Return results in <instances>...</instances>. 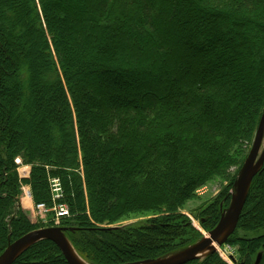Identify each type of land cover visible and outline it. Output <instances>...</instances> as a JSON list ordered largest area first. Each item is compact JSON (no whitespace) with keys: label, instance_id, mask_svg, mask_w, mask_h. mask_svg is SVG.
<instances>
[{"label":"trees","instance_id":"obj_1","mask_svg":"<svg viewBox=\"0 0 264 264\" xmlns=\"http://www.w3.org/2000/svg\"><path fill=\"white\" fill-rule=\"evenodd\" d=\"M9 2L0 0V255L36 230L16 226L17 156L31 165L34 202L51 206L48 181L59 178L60 203L75 225L58 227L92 264L138 262L174 250L188 234L176 209L236 157L238 139H252L262 112L264 0ZM8 52H16V60L9 62ZM37 56L44 72L34 63ZM73 64L83 72H72ZM125 64L117 73L106 68L122 79L119 88L94 81L87 90L78 85L91 66ZM46 89L57 107L53 134L68 152L49 145L42 116L32 131L20 117L34 111ZM141 212L158 217L146 228L103 226ZM241 223L249 232L264 228V165L250 184L236 229ZM258 254L262 264L263 252L254 261ZM12 264L68 263L53 242L42 240ZM186 264L221 263L212 253Z\"/></svg>","mask_w":264,"mask_h":264},{"label":"rangeland","instance_id":"obj_2","mask_svg":"<svg viewBox=\"0 0 264 264\" xmlns=\"http://www.w3.org/2000/svg\"><path fill=\"white\" fill-rule=\"evenodd\" d=\"M15 1L16 0H11L9 4L12 2L15 3ZM80 1H85V0H80ZM32 32L35 33L34 30ZM255 36H256L255 34L251 35V38L253 39L257 38V36L256 37ZM21 43H22L21 46L24 49L29 50L31 45L27 39H23ZM17 55L18 54L16 52L13 53L8 52L7 58L9 62L16 60ZM34 63L41 72H44L46 70L45 69L46 65L44 64V61L40 56L34 58ZM25 66L26 65L24 64V62H22L21 67L23 69H26ZM126 66H127L126 64L123 67L121 66L116 67L113 65L110 67L98 66V65L91 66L84 73L85 76L84 75L82 76L81 81L78 83V85L80 88L87 90L88 87H90L91 82L94 81L96 84L99 85L108 83L111 86H114L115 88H119L120 85H122L120 84L121 81L119 80L122 79L117 78L114 74L112 75L106 72V68H112L113 70H116L117 73V71L121 72L120 70L125 71ZM28 69H30L29 66ZM71 71L75 73L78 72L80 73L81 69L78 65L73 64L71 67ZM140 76L146 77L147 75L145 73L144 74L141 73ZM71 83L73 84V82ZM9 86H11V82L10 85H8V87ZM12 87H13V91H12L13 93L15 89V85H12ZM46 88L48 87L46 86ZM27 93H29V90L25 91L24 89V94L26 97H27ZM19 100L21 102L22 99L20 98ZM23 105H25V101H23ZM54 105L55 108L54 106L52 107L51 96L48 94V89H46L44 90L40 100L37 101L34 111L29 112V114H23L20 117L25 118L24 121L26 124H28L27 130L32 131L36 129V125H37L36 120L42 116L47 124V134L51 138L49 145H51L52 147L54 146L55 150H59L65 147L66 152H68L69 150L68 144L66 142L60 143L57 136L53 134V130L56 123H55V119L51 117L53 116V113H55L57 109L56 101L54 102ZM262 112L260 114V117L262 115ZM60 117L62 118V120H64L63 115L62 116L60 115ZM27 120H29L30 123H27ZM256 128L254 130V134ZM24 130L25 129L22 125L17 126V131L22 135H25ZM39 131L41 132V130ZM38 134L35 136L34 141L37 146H41L43 144V140H41ZM254 134L252 136V139L250 138V136L249 139H245V138L238 139L237 141L238 143H236L233 148V153L236 154V157L234 155L232 157L231 162L225 167V169L222 172H219L207 184L198 188L193 194L194 195L193 199H191L190 201H186L183 205L178 206L175 215L179 217L180 225L186 229L188 234L185 235L183 238L176 240L175 244L172 245V247H174V250L173 249L172 251L169 250L165 254H162L161 256H158L155 259L168 257L182 250H185L186 248L191 247L192 245L199 242L202 238L207 237L208 233H210L213 230V228L217 225L221 215L225 214L230 207L231 198L235 193V183L238 179L241 167L243 165L242 164L240 167L239 161L241 158L244 157L245 154H246L245 159L247 158L252 146ZM263 144H264V131L262 134L260 150L262 149ZM12 164L14 165L13 172L15 173L16 176L14 178L16 185L15 191L17 192V196L19 199V207L21 211V220L16 224V226L20 224L22 226L21 230L25 229L29 231L30 229L38 230L37 228L42 229V228H47L49 226H59L63 223H67L69 225H75L71 214L68 213L69 215L64 218H60L56 214V208L60 206L66 207L65 204L60 203V200L63 199V192L58 177L56 176L51 177L48 181L49 184L48 190L51 197V206H47L44 203H36L33 200L32 188L30 184L31 165L25 164L20 156L15 157L14 160L12 161ZM212 210H215L214 214L212 213ZM217 215L219 216L217 223L211 230H208L211 224H213ZM157 217L158 216L155 213L141 212L140 214L130 215L126 218H122L116 222H113L110 225H103V226L113 227L123 230H128L140 226L146 228L149 227L150 225H153L156 220L155 218ZM235 229L233 231L234 233L232 232V234L228 236L224 244H222L219 248L215 249L214 251L211 252L209 251L204 255H200L199 258L196 259V262L201 263L210 254L213 253L215 254V258L218 259V261L221 264H249L250 262L251 264H253L256 252H263L262 264H264V228H260L257 231L249 232L245 229L244 225L241 223L239 224L238 228L236 230ZM81 238L84 239V237ZM246 247H250V249H248V253L246 252L245 254H243L246 251ZM72 249L74 250L73 247ZM74 253L84 263L92 264L91 263L92 261L89 258H86L83 252L77 254V252L75 251ZM139 256H150V255L141 254Z\"/></svg>","mask_w":264,"mask_h":264},{"label":"water","instance_id":"obj_3","mask_svg":"<svg viewBox=\"0 0 264 264\" xmlns=\"http://www.w3.org/2000/svg\"><path fill=\"white\" fill-rule=\"evenodd\" d=\"M263 131L264 109L254 134L250 152L241 167L240 174L235 183V193L231 198L230 207L225 214L221 215L217 225L208 233L207 237L202 238L191 247L168 257L124 264H186L198 259L206 250L208 252L214 251L215 249H210L213 242H216L218 247L224 244L237 225L248 189L254 176L260 171L264 164V144L260 150ZM42 240H50L53 242L68 264H86L76 257L75 251L72 249L62 230L58 227L34 230L16 239L14 242L9 243L4 252L0 255V264H12L29 247ZM259 260L260 254L257 255L253 264H258Z\"/></svg>","mask_w":264,"mask_h":264},{"label":"built area","instance_id":"obj_4","mask_svg":"<svg viewBox=\"0 0 264 264\" xmlns=\"http://www.w3.org/2000/svg\"><path fill=\"white\" fill-rule=\"evenodd\" d=\"M56 214L58 215V217L60 218H64V217H67L69 214H68V210L67 208L64 206V207H58L56 208Z\"/></svg>","mask_w":264,"mask_h":264},{"label":"bare ground","instance_id":"obj_5","mask_svg":"<svg viewBox=\"0 0 264 264\" xmlns=\"http://www.w3.org/2000/svg\"><path fill=\"white\" fill-rule=\"evenodd\" d=\"M221 238V237H220ZM219 238V239H220ZM211 248H213V249H217V248H219L218 246H217V243L216 242H213L212 243V245H211V247H210V249ZM208 251L206 250V251H204L201 255H204V254H206ZM76 257L78 258V256L76 255ZM80 259V258H79Z\"/></svg>","mask_w":264,"mask_h":264}]
</instances>
